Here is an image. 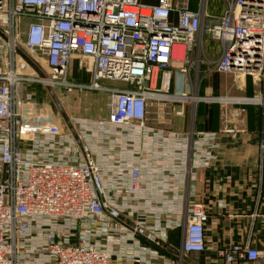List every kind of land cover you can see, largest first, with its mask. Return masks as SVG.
Masks as SVG:
<instances>
[{
	"label": "built area",
	"instance_id": "1",
	"mask_svg": "<svg viewBox=\"0 0 264 264\" xmlns=\"http://www.w3.org/2000/svg\"><path fill=\"white\" fill-rule=\"evenodd\" d=\"M141 1L0 0V264H110L111 258L103 253L108 249L100 250L98 239L113 232L122 234L114 242L118 249L138 256L158 255L159 228L151 231L139 224L131 229L118 222L117 211L100 201L99 171L88 156L80 164L38 163L24 153L38 135L59 138L62 134L60 119L45 101L46 88L64 93L104 92L107 117L96 122L98 127L133 122L143 126L148 99L188 100L183 81L180 90L172 91L173 70L186 75L199 64L201 60L191 56L203 38L223 46L214 64L217 72L264 81V0H215L226 5L219 15L209 10L211 0ZM72 60L89 74L87 86L70 81ZM101 82L127 88L106 89ZM140 177V167L132 166V193L139 190ZM102 217L115 220L118 230L97 228L96 221ZM41 218L80 224L84 232L80 243L72 244L69 238L68 243L48 231L51 228L31 225ZM207 221L205 204L192 203L184 216L179 259L205 252ZM29 230L38 233L29 237ZM137 236L154 242V247L140 245ZM220 256L224 264H264V251L248 245H231ZM126 260L149 264L146 258L127 256Z\"/></svg>",
	"mask_w": 264,
	"mask_h": 264
},
{
	"label": "crops",
	"instance_id": "2",
	"mask_svg": "<svg viewBox=\"0 0 264 264\" xmlns=\"http://www.w3.org/2000/svg\"><path fill=\"white\" fill-rule=\"evenodd\" d=\"M222 50L219 42L203 38L191 56L199 58V64L186 75L173 70L172 91L180 90L183 81L188 100L148 99L143 126L133 122L99 128L96 121L87 123L81 116L70 121L68 116L74 135L61 119L59 138L38 135L27 147L29 157L38 163L80 164L88 156L99 167L101 195L121 212L133 210L146 228H159L160 248H155L154 264H224L220 252L231 245L264 251V81L241 75L235 81L217 72L214 64ZM69 76L74 83H90L77 60L71 61ZM98 117L105 119L107 112L101 111ZM227 126L234 130L233 136L226 133ZM65 140L69 143L64 145ZM135 165L141 169L140 188L132 193L129 173ZM194 202H203L208 212L206 250L179 259L184 216ZM83 233L80 230L76 241ZM107 248L115 251L117 247ZM119 258H111L110 264H132Z\"/></svg>",
	"mask_w": 264,
	"mask_h": 264
},
{
	"label": "rangeland",
	"instance_id": "3",
	"mask_svg": "<svg viewBox=\"0 0 264 264\" xmlns=\"http://www.w3.org/2000/svg\"><path fill=\"white\" fill-rule=\"evenodd\" d=\"M141 2L146 3L145 0H142ZM225 7H226V5L223 1H218V2H216L215 0L210 1V9L214 10V14L219 15L220 13H222V11H223V9H225ZM19 25H20V29H18V34H19L18 46L21 48L22 42H23V31H22L23 26L21 24V21L18 22V26ZM82 76H83V74H80V78H82ZM227 76L234 79V80L236 79L235 81H239V79H237L233 75H227ZM245 77L248 78V76H245ZM249 78H251V77H249ZM100 85L113 86V87L122 86V84L116 83V82H105V83L101 82ZM84 86H87V85H84ZM54 94H55L56 98L58 99L59 103L61 104L65 114L67 115V117L68 116L70 117V121H72L71 118L75 121V119L79 118V116H81L82 119L85 120L84 122H87V123L88 122L91 123L94 121L97 122L99 119L104 120L103 118L98 117V115L101 111H103L104 113L107 112L106 102H108V101H107L106 93L96 92V91L92 92V91H88V90H81V92L77 91V90L76 91L73 90L72 92H69V93H64V91H62V92H54ZM222 99H224V98H222ZM45 101L48 102L49 110L56 117H58L60 119V121H61V119L64 121V119L60 116L59 111L57 110V107L55 106L53 100L51 99V97L49 95H47V98L45 99ZM79 112H81V114ZM89 126H91V125L89 124ZM228 126L226 127L225 131L230 136H233L234 130L232 128H229ZM99 128H101V127H99ZM66 143H69V141L65 140L64 145ZM53 144H54L53 146H56V148L57 147L62 148V145L55 144V143H53ZM27 150L28 149L25 148L24 153L27 154ZM97 168H98L99 177H100L99 167L97 166ZM99 198H100V201L103 202V204L108 206L110 209L117 211L118 220H119L118 222L125 224L126 226L130 227L131 229H134L136 225H139L142 223V220L139 219V216L136 213H134L133 210L131 211L130 214L121 212L119 210V208L116 206L115 202H113L111 199H108V198L104 197L103 195H100ZM100 220H101L100 222L96 221V227L97 228L105 229L106 227H108L111 230H118V227H120L118 225V223L113 219H109L107 217L106 218L102 217ZM130 221L132 223H129ZM31 225H33L36 229H40V230H45L47 228H51V229H48V231L52 230L56 234V236L61 238V239L66 238L68 243H69V240L72 242V244H79L80 243V240L76 241L77 240L76 236L78 235L80 230H82L83 227L80 224L76 225L75 222L71 219H60V218L45 219V218H41V219L34 220L31 223ZM143 227H145L144 224H143ZM90 228L94 229L93 226H90ZM146 229L153 231L156 228L154 225H152V226H150V228H146ZM35 232L37 234L38 230H36ZM150 232H148V234ZM29 233H30L29 237L36 235L31 230H29ZM42 234H45V233H42ZM154 234H156V233H154ZM73 235L75 237H73ZM120 235H122V234L118 233V232L117 233L113 232L108 236L109 239H106V234L103 233L101 235V237L98 239L99 249L102 250L101 248H103V247H104V249H108L107 247H105L106 243H111L112 245H115L114 242H117ZM140 237L141 236L135 237V239L139 242V244H142L141 240H143L144 242L148 240L145 237H141V238ZM68 238H69V240H68ZM157 240H161V239L157 238ZM157 248H160L159 245ZM115 249H116L115 251L114 250H107L103 253L109 255V258H113V257L119 258L118 256H120L121 257V258H119L120 260H126V258H123V257H125V254L129 258H149V256H151V255L158 258V255H153L149 252L144 253V254H140L138 256V255H136V252H134V251L127 252V251L120 250L117 248H115ZM148 260H149V264H154L156 262V261H153L150 259H148ZM128 263H131V262L128 261ZM138 263L139 264H146L144 262V260L143 261L138 260V262L132 263V264H138Z\"/></svg>",
	"mask_w": 264,
	"mask_h": 264
},
{
	"label": "water",
	"instance_id": "4",
	"mask_svg": "<svg viewBox=\"0 0 264 264\" xmlns=\"http://www.w3.org/2000/svg\"><path fill=\"white\" fill-rule=\"evenodd\" d=\"M28 63L34 68V70L36 71V73L42 78L43 77V74L32 63H30V61H28ZM46 90H47V93L49 94V96L51 97V99L53 100L55 106L57 107V110L59 111L60 116L64 119V122H65L66 126L72 132V134L74 135V131L72 129V126L70 124V121H69L67 115L65 114V112H64L61 104L59 103L58 99L56 98L53 90L50 89V88H46ZM147 242H148V244L153 245V243L151 241L147 240Z\"/></svg>",
	"mask_w": 264,
	"mask_h": 264
},
{
	"label": "bare ground",
	"instance_id": "5",
	"mask_svg": "<svg viewBox=\"0 0 264 264\" xmlns=\"http://www.w3.org/2000/svg\"><path fill=\"white\" fill-rule=\"evenodd\" d=\"M188 97H189V95H188Z\"/></svg>",
	"mask_w": 264,
	"mask_h": 264
}]
</instances>
